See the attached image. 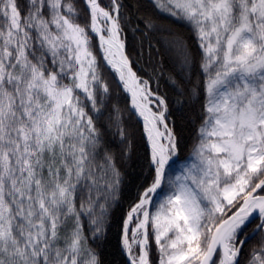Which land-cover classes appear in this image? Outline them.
<instances>
[{"label": "snow or ice", "instance_id": "obj_1", "mask_svg": "<svg viewBox=\"0 0 264 264\" xmlns=\"http://www.w3.org/2000/svg\"><path fill=\"white\" fill-rule=\"evenodd\" d=\"M152 3L198 49L175 41L178 95H204L194 162L175 179L167 99L127 54L130 6L0 0V264H103L97 241L122 183L109 137L127 138L106 103L108 69L150 148V183L122 223L124 264H240L253 225L261 240L248 264H264V0Z\"/></svg>", "mask_w": 264, "mask_h": 264}, {"label": "trees", "instance_id": "obj_2", "mask_svg": "<svg viewBox=\"0 0 264 264\" xmlns=\"http://www.w3.org/2000/svg\"><path fill=\"white\" fill-rule=\"evenodd\" d=\"M124 3L130 6L133 17L132 23L125 25L127 54L132 62L133 70L141 79L149 80L152 90L165 97L168 102L167 123L173 128L179 143L178 157L175 158L176 162L168 173L171 179H175L176 175L193 162L204 103L202 92L199 96L178 95L180 89L172 83L173 78L177 81L183 80L180 67L182 58L175 46V41L184 43L192 54L198 53V49L190 28L161 13L152 0H124ZM146 16L152 19L154 27L137 28L135 21H142ZM125 17L126 19L128 17L127 10ZM198 62L197 56V72L199 71ZM110 71L108 69V72ZM108 72H105V80L111 89V98L106 103L109 110L115 107L121 110L127 138L121 143L119 137L114 139L109 137L114 144L110 150L115 156L122 183L116 199L111 202L106 235L103 240L97 241L99 245L97 250L101 254L103 264H124L126 257L121 253L122 223L130 207L136 202L139 192L147 183H150V149L140 120L135 114H130L128 95L119 86L117 79L112 78L115 74L112 73V76H109ZM196 80V75H193L192 83L195 84ZM107 115L108 113L105 112L106 117ZM253 227L254 225L248 228V234L252 232ZM89 239H92L90 234ZM260 240V235L248 240L241 253L240 264H248L250 252L258 247ZM153 255L155 257V253Z\"/></svg>", "mask_w": 264, "mask_h": 264}, {"label": "rangeland", "instance_id": "obj_3", "mask_svg": "<svg viewBox=\"0 0 264 264\" xmlns=\"http://www.w3.org/2000/svg\"><path fill=\"white\" fill-rule=\"evenodd\" d=\"M115 74V73H114ZM117 81H118V83H119V80L117 79ZM121 88H122V86H121ZM122 90H123V88H122ZM127 94V93H126ZM128 95V94H127ZM129 97V96H128ZM129 100H130V97H129ZM130 108H131V105H130ZM137 118L140 120V118L137 116ZM140 122H141V124H142V126H143V123H142V121L140 120ZM146 137V136H145ZM147 140V139H146ZM147 144H148V142H147ZM148 147H149V145H148ZM150 149V148H149ZM194 157V156H193ZM175 159V158H174ZM193 159V158H192ZM194 162V161H193ZM192 162V163H193Z\"/></svg>", "mask_w": 264, "mask_h": 264}, {"label": "water", "instance_id": "obj_4", "mask_svg": "<svg viewBox=\"0 0 264 264\" xmlns=\"http://www.w3.org/2000/svg\"><path fill=\"white\" fill-rule=\"evenodd\" d=\"M251 234H252V232H251ZM251 234L249 235V239L253 237ZM249 239H248V240H249Z\"/></svg>", "mask_w": 264, "mask_h": 264}]
</instances>
